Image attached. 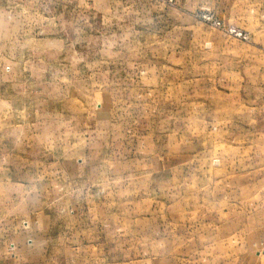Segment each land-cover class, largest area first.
<instances>
[{"label":"rangeland","instance_id":"obj_1","mask_svg":"<svg viewBox=\"0 0 264 264\" xmlns=\"http://www.w3.org/2000/svg\"><path fill=\"white\" fill-rule=\"evenodd\" d=\"M29 240L264 264V0H0V264Z\"/></svg>","mask_w":264,"mask_h":264},{"label":"crops","instance_id":"obj_2","mask_svg":"<svg viewBox=\"0 0 264 264\" xmlns=\"http://www.w3.org/2000/svg\"><path fill=\"white\" fill-rule=\"evenodd\" d=\"M9 210H12L14 211V213H19V210H20V205L17 204V206L15 207V205L9 209ZM29 221H33L31 220L30 218H28ZM31 242V243H30ZM29 243V244H28ZM28 244V246H27ZM22 246V251L21 253L24 254L25 258H24V261H26L28 264H31L32 262H34L35 258H37V253L35 251L36 248H38L37 246V243H33V240H29L28 241H25V243L23 242V244L21 245ZM29 247V248H28ZM1 249H6V244L2 245L0 247V251ZM33 249V251H32ZM4 251V250H3ZM5 261H2V264H4Z\"/></svg>","mask_w":264,"mask_h":264}]
</instances>
